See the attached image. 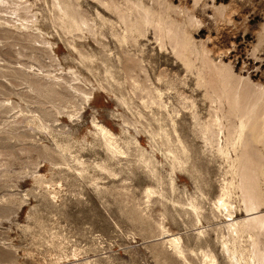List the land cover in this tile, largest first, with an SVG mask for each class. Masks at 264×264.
Listing matches in <instances>:
<instances>
[{
    "label": "rangeland",
    "instance_id": "obj_1",
    "mask_svg": "<svg viewBox=\"0 0 264 264\" xmlns=\"http://www.w3.org/2000/svg\"><path fill=\"white\" fill-rule=\"evenodd\" d=\"M33 1L39 10L38 25L54 43L57 56L53 62H61L66 70L72 65L80 70L82 76L88 78L86 87L88 90L93 87L94 92L91 95L93 96L91 104L88 102L82 104L81 100L78 102L79 99L71 100L75 101L74 103L69 100L68 103L67 100L72 98L65 97L68 95L65 92H62L64 96L62 94L54 97L52 92H43V96L38 91L32 93L30 89L33 85L25 81L27 77L23 79L21 74L14 73L15 71L10 73L14 70L12 68L14 63L5 71L6 74H0V264H180L172 255H165L161 250L160 243L163 239L159 231L157 233L156 220L158 212L164 211L163 206L156 203L151 220L146 216L145 189L148 184L157 183L149 178L141 154L133 151L132 146L131 154L127 158L120 161L114 159L100 143L93 141L90 133L94 130L92 119L97 118L117 133L122 144L126 140L134 142L137 138L140 141L139 146L147 153L145 155L160 161L163 179L169 180L171 170L162 152L167 145L159 134L163 128L170 129L171 122L157 120L161 117L158 111L155 110L153 115L152 111L142 106L139 99L132 94L129 82H126L122 72H118V57L123 58L124 54L112 37L110 29H106V25L104 28L107 36L102 37L107 45L105 48L91 36L83 39L86 50L91 51L99 67L93 68L92 71L81 65L77 67L73 58H79V55L74 52L73 54L68 43L60 36L59 33L62 35L63 33L51 19L49 0ZM81 2L95 17L99 27L103 24L97 14L98 10L106 17L117 19L115 13H110L98 3L94 4L89 0ZM144 2L153 6L154 10H163L169 5L167 13L172 18L182 22L187 20V29L198 47L208 51L212 64L218 67L226 65L235 74V80L241 77L244 79L237 80L239 85H242L240 86L242 90L264 87V0H144ZM2 34L4 33L1 30L0 47H3L0 48V54L4 52L1 55L3 58L14 60L15 55L11 53V49L8 50L10 47L7 44L12 43L13 39H8ZM140 40L141 48L127 49L144 59L143 63L154 81L156 82L158 75L161 76L164 72L165 79L174 81L181 91H185V94L196 100L199 114L207 118L211 101L205 95V91L208 89L213 97H217L221 93L223 79L216 72L206 69L201 73L198 70L192 73L172 52L170 46L161 48L158 45L151 26L147 29V35ZM18 47L20 45L17 44L15 48ZM7 50L10 53L7 54ZM30 51L26 49L25 53L29 55ZM27 56L24 60L28 58ZM29 59L26 61H30ZM46 61L51 63L49 59ZM34 63L39 64L38 61ZM56 64L53 66L60 69L61 66ZM50 68L55 70L52 66ZM59 69L54 73L61 71ZM107 73L118 77L123 85L120 88L124 87L123 93L128 103L118 99L121 96L118 83L111 77L109 79ZM199 74L203 76L202 83L205 85L198 84ZM247 77L250 80H246ZM107 78L111 86L108 85ZM161 85L165 90L166 85ZM165 91L166 96L170 98L168 101L178 104L182 109L180 116L174 115L176 123L191 148L190 154L198 156L202 166V178L199 181L195 177V172L178 171L180 177L174 173L177 182L176 193L181 198L190 194L199 195L201 198L198 188L200 182L210 197L203 209L209 219L203 218L202 223L194 225L184 214L181 216L170 210L166 212V226L171 229V233H181L191 247H196L193 239L196 232L203 227L208 229L210 233L208 242L219 259L218 263L230 264L212 230L220 219L214 216L211 201L220 193L225 164L218 159H212V155L206 150L204 140L193 127L191 112L181 107L175 91L171 89L169 93ZM52 98L60 104L55 106L61 108L53 106ZM47 99L49 101L52 99L53 103ZM77 103L82 108L77 107ZM61 105L67 107L63 109ZM58 109H63L61 112L67 111L69 114L60 113ZM54 112H57L55 113L57 116ZM32 113L34 115L41 113L39 114L41 117L45 114L43 117L47 116L46 118L52 113V117L48 118L51 121H46L45 118V123L53 122V132L47 133L45 130L38 132L37 119L36 123L30 119ZM61 123L67 126H64V130ZM63 132L69 133V142L67 138L57 136ZM56 140H60L61 143L68 142L71 154L58 153ZM85 142H89L90 146ZM45 147H48L47 150ZM51 147H54L53 151L56 147L57 149L53 152L50 151ZM259 147L263 153V145L260 144ZM77 158L82 159L87 166L83 175H79L75 169L78 166ZM238 210V213L246 214L244 209ZM173 214L176 216L175 221L172 219ZM193 260L195 264H200L198 257L193 256Z\"/></svg>",
    "mask_w": 264,
    "mask_h": 264
},
{
    "label": "bare ground",
    "instance_id": "obj_2",
    "mask_svg": "<svg viewBox=\"0 0 264 264\" xmlns=\"http://www.w3.org/2000/svg\"><path fill=\"white\" fill-rule=\"evenodd\" d=\"M89 1L94 4L98 3L102 5L103 8L110 11V13H115L117 19L106 17L102 14L101 10H98L97 14L103 24V26L99 27L95 22V17L84 7L81 0H49L48 3L51 19L62 30L63 35L59 33L60 36L68 43L72 53L74 52L79 55V58H73L76 60L77 67L81 65L88 68L90 71L95 67H99L98 61L93 59L91 51L86 50L85 41H83V39L91 36L105 48L107 45L102 37L107 36L104 28L106 25V29H110L112 37L117 41L121 47V52L124 54L123 58L121 56L118 57V72H122L126 82H129L132 94L139 99L142 106L144 105L146 108L150 109L153 115L155 114V110L158 111L161 117L157 118V120L161 119L168 123L171 122L170 129L163 128L162 132L159 134L167 145L166 149L162 150V152L171 170L169 180L163 179L159 167L160 161L152 156H146L145 154L147 153L139 146L140 141L137 138H135L134 142L126 140L124 144H122L118 139L119 137L116 135L117 133L103 122L98 121L97 118L92 119L94 130L90 132L93 141L96 140L100 143L107 154L111 155L114 159L116 158L120 161L121 159L127 158L128 155L131 154L132 146L134 147L133 151L136 150L141 154L142 162L146 167L149 178L157 183V185H151L152 183L148 184L145 189L144 195L146 196L145 209L147 218L151 220L153 217L154 205L156 203L161 204L164 208V211L157 210L160 212H158L159 216H157L158 219L156 220L158 226L157 233L159 231V235H161V239H163L160 243L162 252L165 255H172L180 264H195L193 256L198 257L200 264H219V259L208 242V238L210 237L208 229H204V227L201 229L198 228L199 230L193 237L196 242V247H191L188 242H185L181 233H171V229L166 226L165 223L167 219L166 212L170 210H174L181 216L184 214L194 225L202 223L203 218L209 219L208 214H206L203 209L204 204L210 200L208 196L209 193L205 191L204 186L200 182L198 188L201 198H199V195L194 194L181 198L179 194L176 193L177 182L174 173H176V176L180 177L181 175L178 174V171L195 172V177L199 181L200 178H202V166L199 161L200 158L195 154H190L191 148L178 128L174 115L180 116L182 114V109L178 104L168 101L170 98L166 96L165 90L169 93L171 89L174 90L178 96L177 100L181 107L191 112L193 127L204 140L206 150L212 155V159H218L225 164L220 193L211 201V210L214 216L220 219L212 228L216 234V240L221 244L222 251L230 264H264V150L262 151L263 153H261L259 147L260 144L264 147V87L260 86L256 90L248 89L249 91H247V89L246 91L242 90V85H239L237 81L243 79L242 77H236V79H238L235 80V74L232 73L231 69L226 65L222 67H218L216 64L213 65L211 59L208 57V51L205 48L200 49L198 47L190 31L187 29V20L183 22L179 21L172 18L167 13L169 5L163 10H154L153 6L146 4L144 0ZM159 3H162V1H159ZM35 4L36 2L33 0H0V29L3 31L4 34L2 35H5L4 37L13 39L12 43L9 42L7 44L10 47L8 50L11 49V53L15 55L14 60L7 59V57L5 59L3 58L4 56H1L4 52H1L0 74H6L5 71L8 67L10 69L11 64L14 63L15 65L12 66L14 70H11L10 73L15 71L14 73L18 72L23 79L25 77L31 79L29 80L31 82L26 78L25 81L32 83L33 88H29L32 90V93L33 91H38L39 94L43 92H52V97H54V95L62 94L64 96L62 92H65L69 95L65 97L72 98L68 100L67 98L65 99L68 103L69 100L79 99L78 102L81 100L82 104L86 102L91 104L90 100L92 99L91 97H93L91 95H93L94 89L92 87V89L90 88L91 90H88L89 88L86 87V85H88V78L82 76V72L74 68L73 65L68 66L66 70L62 67L63 64L61 62H53L56 61L57 56L53 46L54 43L45 35L44 29L38 25L40 16L39 10L36 9ZM190 18L191 17H189V19ZM149 26L154 30V36L158 45L161 48H169L170 46L172 52L183 61L187 69L192 73H195V70L201 73L203 69H206L210 72H216L217 75L223 79L221 93H219L217 97H213L208 89L205 91V95L209 97L211 101L210 112L207 118L201 117L197 110L198 105L196 100L192 96L185 94V91H181L174 81L169 78L165 79L166 76L164 72L162 74L163 76H159L160 74L158 75L157 81L155 82L143 63L144 59L135 56L134 53H130L127 49L128 47L141 48L140 39L147 35ZM17 44L20 45V47L16 49L15 46ZM6 48H8L7 45ZM26 49L31 50L29 55L27 52L25 53ZM8 50L7 54L10 53ZM2 51L4 50L2 49ZM35 51H39V53L37 54ZM141 51L143 50L141 49ZM25 56L28 57L27 59L30 58V61H26L27 59L24 60ZM47 59H49L51 63H47ZM34 61H38L39 64L36 65ZM197 62L201 64L198 65ZM54 63H57L56 66H61V71L54 73L55 70L59 69V67L57 69L55 65L53 66ZM51 66L54 67L55 70H53V68L51 69ZM108 73L106 74L108 78L111 77L118 83L119 93L121 95L118 99L122 102H127L124 97L125 94L123 93L124 87L120 88V86H123L121 85L122 83L119 82L115 74L111 73L109 75ZM7 74L10 75L8 71ZM142 74L144 75L143 77ZM3 76L6 77L7 75ZM17 78L19 79V77ZM202 78L203 76L199 74V85H205L202 83ZM109 79L107 83L111 86L112 84ZM246 80H250L249 77H247ZM161 84L166 85L165 90ZM103 87L105 86L103 85ZM65 100L62 101L65 102ZM47 101L50 102L48 99ZM52 101H54L53 106L55 108L60 107L55 106L60 104L56 103L54 99ZM52 101L51 104L53 103ZM71 102L74 103L75 101ZM77 104V107H81L79 103ZM61 106H63V109L67 107V105ZM17 108H19L18 105ZM61 110H59L60 113L63 112H61ZM55 113L57 112H54V114ZM39 114L41 115V113ZM39 114L30 115V119H32L31 122L36 123L35 120L37 119V125L34 124L36 125L37 131L43 132L42 130H45L47 133H51V131L54 130V126L52 125L53 122H50L51 125L49 122L46 124L45 118L47 116L43 117L45 115L43 113L44 115L41 117ZM64 114L68 115L69 113L66 111ZM51 115L52 113L48 118H50ZM55 115L57 116V114ZM122 116L126 117L124 115ZM48 118H46V121H51V119L49 120ZM129 121L128 123L130 124ZM64 126L67 127L66 125ZM64 126H61V128L63 127L62 130H64ZM30 131H32V129ZM68 134L69 133L66 134L63 132L59 133L57 136H61L63 139L67 138L66 140L69 142L70 139L68 138L70 135ZM27 137H29V135ZM59 141L56 140V145L54 144L58 147L57 152L66 155L68 153L71 154L69 151V149H71L70 144L68 142L61 143ZM74 143L76 142L74 141ZM88 143L89 142L86 144ZM48 147H45V149ZM54 147H51L52 150H49L53 151ZM40 149L41 148H39V150ZM76 162L78 166L74 165L76 166L75 169L78 171L79 175H83L85 167L87 166H85L82 159L77 158ZM238 209H244L246 214L241 212V215L237 212ZM157 211L155 212L157 213ZM172 219L175 221V214L172 215Z\"/></svg>",
    "mask_w": 264,
    "mask_h": 264
}]
</instances>
